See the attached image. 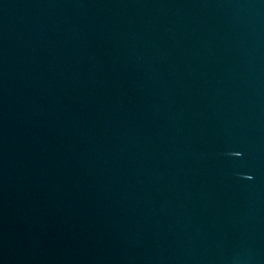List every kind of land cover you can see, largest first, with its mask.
<instances>
[{
    "label": "water",
    "instance_id": "95a60500",
    "mask_svg": "<svg viewBox=\"0 0 264 264\" xmlns=\"http://www.w3.org/2000/svg\"><path fill=\"white\" fill-rule=\"evenodd\" d=\"M0 264H264V0H0Z\"/></svg>",
    "mask_w": 264,
    "mask_h": 264
}]
</instances>
